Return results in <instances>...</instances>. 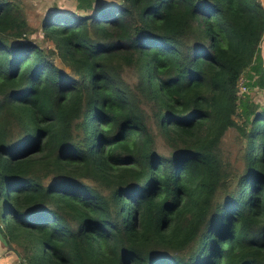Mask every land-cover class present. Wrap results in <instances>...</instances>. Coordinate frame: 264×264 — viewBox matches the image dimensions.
<instances>
[{
  "label": "trees",
  "instance_id": "obj_1",
  "mask_svg": "<svg viewBox=\"0 0 264 264\" xmlns=\"http://www.w3.org/2000/svg\"><path fill=\"white\" fill-rule=\"evenodd\" d=\"M78 1L44 17L50 51L0 2V217L20 258L264 264V109L237 95L264 86V5ZM237 111L238 177L220 156Z\"/></svg>",
  "mask_w": 264,
  "mask_h": 264
},
{
  "label": "rangeland",
  "instance_id": "obj_2",
  "mask_svg": "<svg viewBox=\"0 0 264 264\" xmlns=\"http://www.w3.org/2000/svg\"><path fill=\"white\" fill-rule=\"evenodd\" d=\"M2 1H11L18 4L25 14L29 28L25 33L26 36L21 39V42L29 41L48 51L52 50L54 46L51 41L46 40L43 36L42 23L45 15L53 10L79 13L78 10L81 11L84 9L83 6L77 8L79 5L78 0H58L54 3L49 2L48 0H0V2ZM110 1L120 3V0ZM259 1L264 5V0ZM51 59L56 66L62 68L66 72H70L69 68L60 61L56 53L51 54ZM123 77L128 84L132 85L135 83V78L132 72L128 70L124 71ZM251 83L252 81L247 80V77L243 76L238 84L237 95L242 99L248 97V100L253 103V109H255L256 105V110L259 111L264 109V86H250L249 84ZM234 120L238 126L225 132L220 144V156L222 157L228 172L232 176L238 177L237 175L243 170V153L246 140L238 129L243 128V122L239 111H237V114L234 116ZM156 142L159 153L164 155L168 154V149L164 146L162 138L157 136ZM258 156L260 155L257 154L256 158H258Z\"/></svg>",
  "mask_w": 264,
  "mask_h": 264
},
{
  "label": "crops",
  "instance_id": "obj_3",
  "mask_svg": "<svg viewBox=\"0 0 264 264\" xmlns=\"http://www.w3.org/2000/svg\"><path fill=\"white\" fill-rule=\"evenodd\" d=\"M7 219L5 216L0 217V227L5 233ZM0 264H27L25 263L17 251L15 250V245L8 240L6 233L4 238H0Z\"/></svg>",
  "mask_w": 264,
  "mask_h": 264
},
{
  "label": "water",
  "instance_id": "obj_4",
  "mask_svg": "<svg viewBox=\"0 0 264 264\" xmlns=\"http://www.w3.org/2000/svg\"><path fill=\"white\" fill-rule=\"evenodd\" d=\"M63 13H65V12H61V11H58V10H53V11H50V12H48L46 15H45V17H48V16H53V15H58V14H63ZM4 231H3V229L0 227V238H4Z\"/></svg>",
  "mask_w": 264,
  "mask_h": 264
},
{
  "label": "built area",
  "instance_id": "obj_5",
  "mask_svg": "<svg viewBox=\"0 0 264 264\" xmlns=\"http://www.w3.org/2000/svg\"><path fill=\"white\" fill-rule=\"evenodd\" d=\"M48 1L54 3V2H56V1H58V0H48Z\"/></svg>",
  "mask_w": 264,
  "mask_h": 264
},
{
  "label": "clouds",
  "instance_id": "obj_6",
  "mask_svg": "<svg viewBox=\"0 0 264 264\" xmlns=\"http://www.w3.org/2000/svg\"><path fill=\"white\" fill-rule=\"evenodd\" d=\"M5 215V214H4Z\"/></svg>",
  "mask_w": 264,
  "mask_h": 264
}]
</instances>
